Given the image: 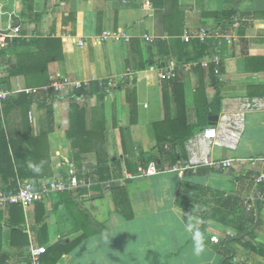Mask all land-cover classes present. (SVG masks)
Masks as SVG:
<instances>
[{
    "label": "crops",
    "instance_id": "crops-1",
    "mask_svg": "<svg viewBox=\"0 0 264 264\" xmlns=\"http://www.w3.org/2000/svg\"><path fill=\"white\" fill-rule=\"evenodd\" d=\"M227 8L224 0H0V12L13 11L21 25L4 50L7 72L20 62L35 63L39 74L7 76L13 93L0 104V187L46 181L70 166L82 179L74 190L0 208V264H30V246L46 249L42 264H264V181H256L264 173V0L236 6L238 38L221 49L219 78L194 63L172 79L158 75L182 62L184 29L212 27L214 13ZM120 29L130 41L100 39ZM44 38L59 43L36 46ZM127 69L103 94L96 79ZM58 76L90 85L82 95L48 91L14 102L22 88ZM253 100L256 107L243 108ZM218 125L236 136L233 147L199 143L196 156L230 159L229 168L170 169L181 162L173 155L188 158L190 139ZM181 139L166 155L161 143ZM151 162L159 171L139 175ZM249 226L252 238L243 233Z\"/></svg>",
    "mask_w": 264,
    "mask_h": 264
},
{
    "label": "built area",
    "instance_id": "built-area-1",
    "mask_svg": "<svg viewBox=\"0 0 264 264\" xmlns=\"http://www.w3.org/2000/svg\"><path fill=\"white\" fill-rule=\"evenodd\" d=\"M6 16V22L3 24L0 22V79L5 76V64L2 60V51L8 46L9 41L12 38L18 37L21 33L20 21H15L17 18L13 11L0 12ZM241 17L236 15L229 23V27L233 30L231 32L226 31L223 25L215 24L212 27L198 26L192 29H184L181 39L185 42L192 40L199 41L201 43H208L209 53L199 61V65L209 70L215 77H220V64L222 61L221 49L224 44L231 43L237 40ZM143 39L148 42H153L154 37L144 34ZM131 35L126 30L120 29L117 31H103L100 34L102 41H115V42H128ZM83 42L81 41L80 44ZM189 64H184L183 67H188ZM130 75V71L127 69L124 72L106 79H96L103 94L111 95L113 90L117 87L119 80H126ZM158 75L161 78L170 79L176 75V64H166L159 68ZM90 85L89 80H72L67 76H58L48 83L22 88V92L25 94H36L40 92L52 91L54 93H62L67 90H77L79 88H88ZM12 91L4 88L0 85V104L2 101L12 95ZM258 103L256 100L246 101L243 103L244 109H253ZM236 136L233 132L218 125L209 126L202 130L197 139H190L191 146L188 147V158L180 163L173 164L170 169L178 172H183L186 169L192 168V166L203 162L214 169H226L229 168L232 163L230 159H216L211 160L206 157L197 158L196 146L201 143L202 145L207 142H213L214 144H222L226 147H233V142ZM138 174L141 176H147L159 171L156 164L151 162L145 167H137ZM257 182L264 181V173H261L257 178ZM82 182L79 177L78 171L75 167L70 166L66 173L61 176L54 177L46 181H40L37 184L27 180L16 184L14 187H0V208H5L9 205L19 204L25 206L35 202L42 201L51 192H64L74 190ZM253 207V203L248 206ZM210 240L218 242L219 239L216 235H212ZM46 252L44 247L30 246L28 249V257L30 264H41V255Z\"/></svg>",
    "mask_w": 264,
    "mask_h": 264
},
{
    "label": "trees",
    "instance_id": "trees-1",
    "mask_svg": "<svg viewBox=\"0 0 264 264\" xmlns=\"http://www.w3.org/2000/svg\"><path fill=\"white\" fill-rule=\"evenodd\" d=\"M225 3H227L228 5V8L227 9H224L222 11H219V12H215L214 15L217 17V21H218V24L220 25H224L225 23H228L231 21L232 17L234 15H236L237 13V10H236V6L242 2L243 0H224ZM13 39V38H12ZM11 39V40H12ZM10 40V41H11ZM9 41V42H10ZM182 42V50H183V56H181L179 58V60H181L182 62L180 64H176V75H177V71L180 67H183L184 64H190L192 65L193 63L197 66H200L199 65V61L204 58L208 53H209V45L208 43H201L199 41H195V40H192L190 42H185L183 41L182 39L180 40ZM36 44V46H42L43 49L45 47H47L48 44H52L53 46H55L57 43H59V39L55 38V39H49V38H44V39H37L36 42H34ZM55 43V44H53ZM188 45H192V54H189L188 53V50H187V46ZM5 50V49H4ZM4 50L2 51V57L4 56ZM193 50H194V53H193ZM34 55V53H32ZM3 60V59H2ZM4 62V61H3ZM34 68H37L36 64L35 63H30L28 65L26 64H22L20 62H18L17 64H13L11 65L10 69L8 70L7 72V69L5 67V76H3L1 79H0V85H2L4 88L8 89L6 87V81H7V76L8 75H11V74H19V73H24V75L26 76H33L35 78H37V76H39L38 73H33V70ZM31 73V74H29ZM212 76H214L212 73H210ZM175 75V76H176ZM215 77V76H214ZM174 78V77H173ZM172 79V78H170ZM85 92V88H79L77 90L74 91V94L75 95H82L83 93ZM29 94H25V93H22L18 96L19 99L15 100L14 102H18V100H20L22 97L28 99ZM21 97V98H20ZM11 98L8 97L7 99H5L4 101H2L3 103L4 102H7L9 99ZM12 100V99H11ZM218 100L217 97H215V101ZM184 141V139H181L180 141H175V142H162L161 144L165 145L166 146V149H165V153L166 155L170 156L169 154L171 153V151L174 149V145L176 144V142H180L182 144V142ZM180 160L181 162L186 160V156L184 154H176V155H173L172 157V162H175V161H178ZM105 168L104 167H98V171L99 173L101 174V177L104 178V177H108V175L106 176H103L102 172L105 173ZM78 171V170H77ZM80 173V171H78ZM33 182L34 184H37L38 181H31ZM17 183H12V184H6L2 187H5V188H9V187H14L16 186ZM176 202L179 206H182V207H187V204H188V200L187 198H183L180 194L177 196V199H176ZM37 203V202H35ZM9 206H13V207H20L21 205L19 204H14V205H9ZM251 226H249L243 233L244 235L248 236L249 238H252L253 237V231H250L249 228ZM17 232H20L18 229L17 230H13L12 233H17ZM252 247V245H250ZM61 252V250L59 251ZM63 252V251H62ZM46 254L43 253L41 255V264H42V260H43V256ZM7 257V255H6ZM3 258H5V255H3ZM228 260V257L225 258L224 262H226Z\"/></svg>",
    "mask_w": 264,
    "mask_h": 264
},
{
    "label": "clouds",
    "instance_id": "clouds-1",
    "mask_svg": "<svg viewBox=\"0 0 264 264\" xmlns=\"http://www.w3.org/2000/svg\"><path fill=\"white\" fill-rule=\"evenodd\" d=\"M190 221H191V218H190ZM187 228L189 231H191L193 229V224L191 222H189L187 224ZM196 236L199 238V233H196ZM203 248H204L203 240H202V238H200V242H199V245L197 247V252L199 253V252L203 251Z\"/></svg>",
    "mask_w": 264,
    "mask_h": 264
},
{
    "label": "water",
    "instance_id": "water-1",
    "mask_svg": "<svg viewBox=\"0 0 264 264\" xmlns=\"http://www.w3.org/2000/svg\"><path fill=\"white\" fill-rule=\"evenodd\" d=\"M209 119L215 121V120H217V116H209Z\"/></svg>",
    "mask_w": 264,
    "mask_h": 264
}]
</instances>
